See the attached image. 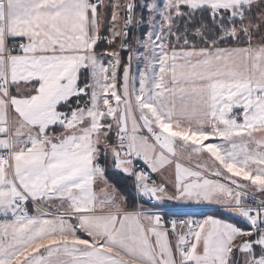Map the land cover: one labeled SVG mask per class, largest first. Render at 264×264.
Listing matches in <instances>:
<instances>
[{
	"label": "snow or ice",
	"instance_id": "obj_1",
	"mask_svg": "<svg viewBox=\"0 0 264 264\" xmlns=\"http://www.w3.org/2000/svg\"><path fill=\"white\" fill-rule=\"evenodd\" d=\"M0 264H264V0H0Z\"/></svg>",
	"mask_w": 264,
	"mask_h": 264
},
{
	"label": "trees",
	"instance_id": "obj_2",
	"mask_svg": "<svg viewBox=\"0 0 264 264\" xmlns=\"http://www.w3.org/2000/svg\"><path fill=\"white\" fill-rule=\"evenodd\" d=\"M106 46V45H105ZM110 179L117 184L118 187L128 196L129 198V206H135L137 204V200L134 197L133 189H132V181L125 180L121 176L110 175ZM212 213V212H211ZM217 216L223 217L222 211H213Z\"/></svg>",
	"mask_w": 264,
	"mask_h": 264
},
{
	"label": "built area",
	"instance_id": "obj_3",
	"mask_svg": "<svg viewBox=\"0 0 264 264\" xmlns=\"http://www.w3.org/2000/svg\"><path fill=\"white\" fill-rule=\"evenodd\" d=\"M140 167H145L143 163L140 164ZM147 170V169H145ZM155 175H154V177ZM137 203H143V201H138ZM165 211L169 212L170 216H174L176 214H190V213H199V212H213V211H220L219 206H208V207H188V208H179V207H174V208H165Z\"/></svg>",
	"mask_w": 264,
	"mask_h": 264
},
{
	"label": "rangeland",
	"instance_id": "obj_4",
	"mask_svg": "<svg viewBox=\"0 0 264 264\" xmlns=\"http://www.w3.org/2000/svg\"><path fill=\"white\" fill-rule=\"evenodd\" d=\"M139 2V0H138ZM137 14L140 15V14H146L145 10L144 9H137ZM156 179H159V177L155 176ZM208 206H216V205H194V206H191V207H208ZM174 207H179V208H188V207H180L178 205H175V204H172L171 202L169 203V205L166 206V208H174ZM209 214L208 212H199V213H190V215H195V217H198L199 218H202L203 216Z\"/></svg>",
	"mask_w": 264,
	"mask_h": 264
},
{
	"label": "crops",
	"instance_id": "obj_5",
	"mask_svg": "<svg viewBox=\"0 0 264 264\" xmlns=\"http://www.w3.org/2000/svg\"><path fill=\"white\" fill-rule=\"evenodd\" d=\"M215 207V206H214ZM217 207V206H216ZM209 214H207V215H214V216H217L215 213H211V212H208ZM206 216V215H205ZM217 217H220V216H217ZM196 218H198V217H196Z\"/></svg>",
	"mask_w": 264,
	"mask_h": 264
}]
</instances>
